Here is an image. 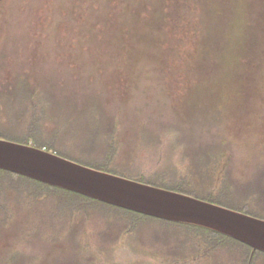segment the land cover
I'll use <instances>...</instances> for the list:
<instances>
[{
  "label": "rangeland",
  "instance_id": "1",
  "mask_svg": "<svg viewBox=\"0 0 264 264\" xmlns=\"http://www.w3.org/2000/svg\"><path fill=\"white\" fill-rule=\"evenodd\" d=\"M240 48L243 85L233 88L230 56ZM261 56L264 0H0V89L27 79L51 91L57 102L39 120L44 136L45 124L66 130L61 143L73 150L66 156L87 166L92 162L80 145L95 138L87 125L113 120L114 164L104 171L137 181L168 169L185 172L163 126L177 120L193 133L205 117L204 95L227 88L240 94L229 126L244 142L233 152V176L252 173L264 141ZM91 156L106 159L105 152ZM47 204L42 213L25 205L0 215V264H162L157 248L136 237L158 232V224L134 229L133 236L121 231L128 230L124 221L106 222L95 211L86 228L58 213L62 219L53 217L50 227Z\"/></svg>",
  "mask_w": 264,
  "mask_h": 264
},
{
  "label": "trees",
  "instance_id": "2",
  "mask_svg": "<svg viewBox=\"0 0 264 264\" xmlns=\"http://www.w3.org/2000/svg\"><path fill=\"white\" fill-rule=\"evenodd\" d=\"M239 52H242L241 48L235 51V56H230L232 75L229 82L235 85L233 88L243 85L238 79ZM262 61L264 56L260 57L258 64ZM263 66L264 62L259 68ZM251 82L254 83L253 79L247 81L246 85H251ZM235 92L234 89L227 88L215 92L210 98L204 95L201 111H205V117L193 133L181 126L177 120L164 124V133L169 137L170 144L179 147L181 157L186 161L185 172L179 173L177 170L174 171L175 169H168L159 177H142L140 181L195 197L197 194L202 196L201 199L227 207L232 205L234 207L232 209L264 218V141L261 142L262 151L257 156L259 160L255 163L252 173L248 176L243 175L241 179L233 176L234 149L244 148V142L240 141L239 134L229 126L233 125V117L239 108L237 98L240 94ZM259 96L264 102V90ZM56 102L51 91L47 88L38 91L27 79L13 83V87L0 89V138L32 144L71 159L66 154L73 152L72 147L68 150L66 145L61 143L67 136L66 130L52 131L45 124L47 134L44 136V128L39 122L43 116L49 117ZM114 125L113 120L105 122L102 119L87 125V132L95 138L86 145H80L83 146L81 151L88 153L87 159L91 160V166L96 169H113ZM19 126H24V129L18 131ZM61 126L69 127L67 124ZM226 127L229 131L225 129ZM195 135L197 136L193 137ZM207 135L212 137L204 138ZM99 138L101 139L98 140ZM103 146L106 148H101ZM104 152L105 161L95 160L93 159L95 156H91ZM9 189L14 190L13 195L7 192ZM46 198L47 200H44ZM45 203H48V210L52 214L47 218L50 227L51 219L58 213L59 216L67 217L64 219L67 223L73 221L77 223L75 227L86 228L90 225L89 218L95 211L102 212L106 222L120 219L123 225L124 221L128 230L121 231L132 232L133 236L137 235L135 233L137 230L134 229L139 230L144 225L158 224L160 226L156 229L158 232L151 233L148 237L146 235L136 237L157 248L155 253L162 257V264H182L200 258L209 260L211 264H264V251L254 250L248 244L216 230L149 216L0 169L1 216L8 211H11V214L15 209H22L25 205H32L34 212L42 213V206ZM120 233L118 226V237ZM158 239L163 240L164 245L155 242Z\"/></svg>",
  "mask_w": 264,
  "mask_h": 264
},
{
  "label": "water",
  "instance_id": "3",
  "mask_svg": "<svg viewBox=\"0 0 264 264\" xmlns=\"http://www.w3.org/2000/svg\"><path fill=\"white\" fill-rule=\"evenodd\" d=\"M0 169L149 216L207 227L264 251V218L99 170L45 148L0 138Z\"/></svg>",
  "mask_w": 264,
  "mask_h": 264
}]
</instances>
